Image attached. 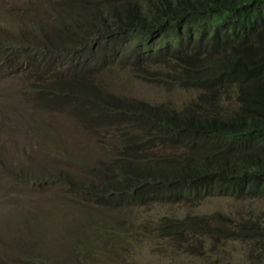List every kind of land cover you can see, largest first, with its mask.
<instances>
[{
    "label": "trees",
    "instance_id": "16d2710c",
    "mask_svg": "<svg viewBox=\"0 0 264 264\" xmlns=\"http://www.w3.org/2000/svg\"><path fill=\"white\" fill-rule=\"evenodd\" d=\"M36 11L23 12L31 30L0 42V67L12 57L36 79L23 95L63 108L85 133L121 129V154L89 194L114 208L151 203L157 229L210 245L207 259L238 241L264 264V220L177 212L212 196L264 197V0H47ZM110 55L160 66L170 88L196 94L178 109L115 99L90 68Z\"/></svg>",
    "mask_w": 264,
    "mask_h": 264
},
{
    "label": "rangeland",
    "instance_id": "374dc122",
    "mask_svg": "<svg viewBox=\"0 0 264 264\" xmlns=\"http://www.w3.org/2000/svg\"><path fill=\"white\" fill-rule=\"evenodd\" d=\"M46 1L0 0V42L31 30L23 12L41 19L36 10ZM31 57L22 58L27 70ZM11 58L5 55L8 65L0 67V108L6 109L0 113V264H257L260 251L246 243L230 241L223 246L227 258L211 254L207 259L203 250L210 245L169 239L165 226L157 229L160 217L151 203L114 208L90 195L91 185L100 182L97 169L121 154V129L103 126L87 134L63 108L23 95L36 79ZM110 60L79 68L98 70L96 88L115 99L178 109L196 94L170 88L160 66L111 55ZM177 212L264 220V197L212 196Z\"/></svg>",
    "mask_w": 264,
    "mask_h": 264
}]
</instances>
